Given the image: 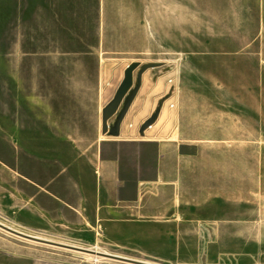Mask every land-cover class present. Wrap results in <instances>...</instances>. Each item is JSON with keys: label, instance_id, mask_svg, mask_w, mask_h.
Masks as SVG:
<instances>
[{"label": "rangeland", "instance_id": "374dc122", "mask_svg": "<svg viewBox=\"0 0 264 264\" xmlns=\"http://www.w3.org/2000/svg\"><path fill=\"white\" fill-rule=\"evenodd\" d=\"M106 2L107 14L112 9L115 15V0ZM102 13L100 0H0V125L13 131L16 123H36L31 113H44L55 130L57 125L60 129L69 125L70 130L69 136L55 135L50 141L31 142L21 137L14 141L9 136L0 139L1 151L31 163L35 160L31 154L37 149L46 151L57 169L64 163L70 168L84 167L99 151L92 124L98 108L102 107L105 118L109 111L105 106L117 107L119 101L114 100L113 94L126 72L134 69L139 73L138 86L126 102V124H133L135 129L150 125L142 138L147 137L146 133L159 137L165 127L174 126L178 142H216L225 134L232 137L235 133L230 119L237 110L231 111L229 106L236 103L240 86L244 91L240 97L245 102L246 136L263 137L261 141L241 143L244 155L243 148L237 155V143L229 142L231 166L237 167L239 156L240 167L246 168L247 201H214L204 207H184L183 234L188 236L155 255L134 248L118 253L115 245L87 230L30 229L12 210L2 207L0 223L27 235L151 264H264V77L255 76L257 62L245 56L238 60L237 55L228 53L233 47L219 45L246 37L251 31L197 30L192 31L191 39L190 30L182 29L173 41L175 31L170 30V36L162 43L155 11L150 48L134 54L114 52L111 54H117V59L105 62L100 61L102 55L110 54L105 43L113 32L117 33L119 44L125 43L126 29L121 21H107L103 31ZM110 26L115 28L111 30ZM129 57L139 60L132 62ZM237 73L243 76H232ZM169 77L174 78L173 87L168 85ZM171 91L174 108L162 101ZM43 102L50 104L48 109H38ZM19 113L25 117H17ZM78 137L82 139H73ZM104 148L120 158L124 178H134L135 159L144 162V176L153 178V143L117 142ZM183 149L193 151L190 147ZM254 191L261 192L260 201H253ZM5 201L12 204L14 198ZM195 215L200 220L190 221ZM195 224L200 230L196 237L190 236L195 233ZM213 231L222 236L213 235ZM0 264L135 263L34 242L0 228Z\"/></svg>", "mask_w": 264, "mask_h": 264}, {"label": "crops", "instance_id": "0c3cea01", "mask_svg": "<svg viewBox=\"0 0 264 264\" xmlns=\"http://www.w3.org/2000/svg\"><path fill=\"white\" fill-rule=\"evenodd\" d=\"M106 1L100 0L102 30L107 29V21H121L126 29V42L119 44L117 33L113 32L110 41L105 43L110 47V54L102 55L100 61L117 59V54H111L114 52L134 54L147 51L151 46V20L156 11L161 42H166L170 30L175 31L173 41L182 29L190 30L191 39L194 38L192 31L197 30L251 31L246 37L239 36L219 45L233 47L228 53L237 55L238 60L245 56L247 60L257 62L259 69L254 71L255 76L264 77V0H115V15L112 9L107 14ZM128 60L137 62L139 58L129 57ZM232 76L240 78L243 74ZM138 79L136 69L127 71L124 82L113 94L114 99L120 95L117 107L106 106L105 110L109 109V112L105 118L102 107L98 108L92 124L99 151L84 167L70 168L64 163L57 169L51 156L37 149L31 154L34 161L21 162L19 155L0 149V207L12 210L30 229L87 230L115 245L118 253L134 248L155 255L180 244L182 237L188 236L183 234L184 207H204L214 201H247L246 168L244 165L240 167L239 156L237 167L231 166L229 142L237 143V155L243 148L244 155L241 143L261 141L263 137L259 134L246 136L245 102L240 97L244 91L241 87H238L236 103L229 106L231 111L237 110L230 119V126L235 128L232 137L225 134L216 142L181 143L176 141L174 126L165 127L159 137L146 133L147 137L142 138L144 132L139 131L140 127L135 129L133 124L130 127L125 123L124 111L137 89ZM49 105L40 103L38 109L46 110ZM30 116L36 123H16L13 131L5 124L0 125V139L10 136L14 141L23 138L38 142L50 141L55 135H70L69 125H62L61 129L57 125L55 130L44 113H31ZM17 117L22 119L25 115L19 113ZM105 123L110 132L104 131ZM117 142L132 145L153 143L156 147L153 178L144 176V162L137 159L133 163L134 178L130 181L124 178L120 158L111 156V152L104 148ZM185 147L193 148V151L184 150ZM260 196L261 192L256 194L254 191L253 201H260ZM9 197L14 198L12 204L5 201ZM195 213H198L197 209ZM192 220L200 219L195 215ZM192 230L195 233L190 236H199L196 224ZM213 235L222 236L219 231H213Z\"/></svg>", "mask_w": 264, "mask_h": 264}, {"label": "water", "instance_id": "95a60500", "mask_svg": "<svg viewBox=\"0 0 264 264\" xmlns=\"http://www.w3.org/2000/svg\"><path fill=\"white\" fill-rule=\"evenodd\" d=\"M0 228L12 233L16 236H19L21 238L27 239V240H31L34 242H39V243H43V244H48V245H52V246H57V247H61V248H65V249H69V250H74V251H78V252H82V253H86V254H91V255H95V256H99V257H103V258H109V259H113V260H119V261H124V262H131V263H135V264H151V263H146V262H141V261H134L131 259H127L124 257H120L117 255H112V254H108V253H103V252H97V251H93V250H89L86 248H81V247H76V246H72V245H67V244H62V243H57L54 241H50L47 239H42L39 237H35V236H31V235H27L24 234L22 232L16 231L10 227L5 226L4 224L0 223Z\"/></svg>", "mask_w": 264, "mask_h": 264}, {"label": "built area", "instance_id": "2783aa9c", "mask_svg": "<svg viewBox=\"0 0 264 264\" xmlns=\"http://www.w3.org/2000/svg\"><path fill=\"white\" fill-rule=\"evenodd\" d=\"M167 82H168V85H170L172 87L174 86V78L173 77H169ZM172 94H173L172 91L168 92L165 94V96L162 99V101H166L168 103V106L170 108H174V106H175V103L172 100ZM129 126L131 127L132 125L130 124ZM139 131L141 132V127L139 128Z\"/></svg>", "mask_w": 264, "mask_h": 264}, {"label": "bare ground", "instance_id": "6f19581e", "mask_svg": "<svg viewBox=\"0 0 264 264\" xmlns=\"http://www.w3.org/2000/svg\"><path fill=\"white\" fill-rule=\"evenodd\" d=\"M128 81H129V79H128ZM131 81H132V79H131ZM123 82H124V81H123ZM124 85H126V83H124ZM118 91H120V90H118ZM119 96H120V95H118L114 100L118 102V101H119ZM117 102H116V103H117ZM105 107H106V106H105ZM108 107H109V106H108ZM110 108L113 109V108H114V105H111ZM107 110H109V109H107ZM102 112H103V111H102ZM108 112H109V111H108ZM104 114H105V113H104ZM106 114H107V113H106ZM105 125H106V123H105ZM105 125L103 126L104 131L110 132L109 130H107L108 126H107V125L105 126ZM147 127H150V125H147V126H146V125H142V126H141V132L143 133L144 129L147 128ZM96 257H97V256H96Z\"/></svg>", "mask_w": 264, "mask_h": 264}]
</instances>
